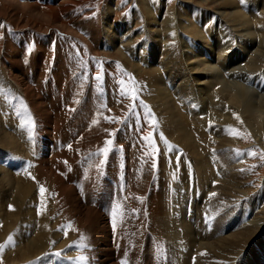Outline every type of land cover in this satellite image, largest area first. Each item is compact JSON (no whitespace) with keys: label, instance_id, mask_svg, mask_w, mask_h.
Wrapping results in <instances>:
<instances>
[{"label":"rangeland","instance_id":"obj_1","mask_svg":"<svg viewBox=\"0 0 264 264\" xmlns=\"http://www.w3.org/2000/svg\"><path fill=\"white\" fill-rule=\"evenodd\" d=\"M14 1L17 7L8 4L9 0H0V24L4 25L0 27V123L6 128L7 118L10 116L23 118L27 115V110H23V107L27 109L26 102L9 82V68L19 76L22 83L36 90L33 91L34 94L43 102L52 121L46 125V129L37 133L31 130L32 124L28 121L26 126L29 131L22 137L25 144L21 152H16L17 156L10 158L9 152L12 149L5 152V148L0 145V164L4 159L2 167L5 166L6 180L9 182L6 185L9 190L7 194L13 196L12 186L22 179L31 181L37 194L36 201L31 196L32 200L27 202L31 207L24 205L25 208H21L23 211L20 210L19 213L12 205L4 204L5 201L0 203V245H4L0 248V264H90L93 258L96 261L105 258L103 250V256L98 253V249L105 246L102 245L106 243L105 238H110L111 244V254L107 256L112 255L117 264H145L147 259V263L155 264L156 252L160 246H152V239L159 236V229L166 231L167 227L177 225L178 232L173 227V231L167 229L166 232L167 237L173 238L171 241L174 240L173 244L177 246L169 244L166 236H161L164 243L162 249L170 258L169 263L166 259V264H180L178 257L182 264H200L197 262L205 241L217 243L222 237H232V233L238 234L251 220L262 227L259 232L264 230V213H258L264 207V142L259 144L253 136L254 132L261 131L264 134L260 121L252 117L253 119L246 121L245 126H241L236 117L234 124L224 125L234 135L229 141H226L228 137L223 141L219 137H212L214 144L206 142L207 146L201 153L208 164L205 162L200 165H208L213 174L209 180L203 181L201 175L196 173L197 157L189 154L179 141L172 139L174 134L168 133L167 111L159 104L150 77L146 74L148 69L154 68L165 92L170 94L178 91V97L173 100L175 107L180 105L189 115L194 112L198 114L201 104L191 94L190 88L188 91L186 82L180 85L184 76L187 77L183 70L182 42L189 50L191 47L196 48L195 41L187 31L199 29L206 42L199 51L212 60L211 65L224 73L221 65L223 61L232 56L235 59L229 69L242 65L247 62L242 60L245 58L242 52L249 56L247 52L253 49V42L235 34L227 20L233 21L237 16L234 12L237 11L243 16V21L247 22V27H251L256 38L254 42L258 40L257 43L261 41L263 45L264 0H232V3L231 0L229 3H220V0H114L108 9L106 2L109 0H71L70 18L62 27L56 26L48 18L42 17L43 20L40 21L37 20L38 17L32 16L30 9L24 5L33 0ZM222 11L228 12L229 16L218 13ZM104 13L108 14V21H104ZM24 22L29 25L22 27ZM113 35L115 38H112ZM262 61L264 62L263 59ZM258 63L263 67H259ZM258 63L255 65L252 61L254 72L246 75L238 72L244 83L237 78L232 80L251 91L262 92L264 64L261 61ZM202 114L198 115L204 116ZM41 118L48 122L44 115ZM149 135L151 143L145 139ZM106 140H110L111 144L106 145ZM36 142L40 154L49 162V168L55 170L58 179L68 187V193H62L61 201L57 200V209L65 201L66 205H69L68 202L75 205L69 201L72 187L74 193L71 191V196H76L78 203L85 205L82 208L76 205L78 211L74 210L73 213L76 214H72L73 218H77L75 215L80 217L82 214L79 210L88 206L96 212H92L90 218L82 216L84 226L79 227V222H76L78 226H73L74 235L70 234L69 238L63 232L72 228V222H69L70 208L69 214L68 211L64 214L65 210L58 214L56 212L51 217L57 218L53 230H58L60 241L64 239L63 247L22 258L17 248L23 247L26 237L30 234L32 236L38 227L36 225L34 228L33 224L32 230L27 232L26 228L31 227L28 218L31 219L32 214L34 215L33 210L46 212L48 206L52 205L46 184L36 183L32 168L27 169L30 158L28 155ZM104 148L108 149L106 153L100 151ZM211 150H224L230 155L233 160L229 164L230 168L224 163L226 159L217 157L215 153L209 152ZM41 188L45 190L43 193ZM219 191L228 194V198L217 197ZM156 204L163 205L162 218L159 212L158 215L151 212ZM210 206L215 211L211 212ZM25 209L33 212L30 213L31 217L24 212ZM148 211L151 212V218ZM174 215L179 220L171 219L176 218ZM7 219L14 220L12 225ZM89 219L98 225H95L96 229L88 222L91 221ZM172 220L182 222V227L174 224L175 222L172 224ZM186 223L193 226L192 234L197 241L190 248L187 245L180 246L185 242L181 236ZM263 233H259L256 240L248 241L239 252H235L231 264H251L255 259H261L264 256ZM9 236L12 241L6 243ZM219 242V245H214L223 247L226 243ZM90 250L92 255L86 256L85 253ZM180 251L190 252L187 261L182 258L184 254L178 253ZM80 256L84 259L78 260ZM199 262L203 264L202 259ZM214 262L216 263L215 260L212 261Z\"/></svg>","mask_w":264,"mask_h":264},{"label":"bare ground","instance_id":"obj_2","mask_svg":"<svg viewBox=\"0 0 264 264\" xmlns=\"http://www.w3.org/2000/svg\"><path fill=\"white\" fill-rule=\"evenodd\" d=\"M75 1H77V0H75ZM113 2H114V0H109L108 2H106L107 3V5H106L107 9L110 6H112ZM221 2L229 3V0H220V3ZM232 2L233 1L231 0V3ZM8 4H10L12 6H16V3H15L14 0H9ZM8 4H6V5H8ZM71 4H72L71 0H33V2L32 1H28L26 3V5H24V6H25V8L30 9V11H31L30 13L32 14V16H34L36 18L38 17L37 20L39 19L41 21L42 17H45V18H48V20L50 22L52 21L53 24L55 23L56 26H61L62 27V26H65V24H67V22H68V20L70 18ZM19 6H21V5H19ZM22 7H23V5H22ZM42 7L44 9H42ZM228 8H230V7H228ZM237 9L235 8V10H237ZM19 11H21V10H19ZM19 11H18V13H21ZM18 13H17V15H18ZM218 13H221L225 17L229 16L228 12H225V11L218 12ZM234 13L237 16H236V18L233 21L226 19L228 22H230V26H232L233 32H235V34L239 35V37L241 36L243 39L246 37V39L248 38L249 41L253 42V44H252L253 45V49L251 51L247 52L249 56H247L243 52H242V55H244L245 58L242 59L239 56L242 60H244V62L245 61H247V62L243 63L242 65H238V66H235V67H232V68L229 69V67H231L233 62H234L233 59H235V58H232V56H230L228 59L226 58L227 61H223L221 63V65L223 66V69H224V73L223 72H219V70H217V67L215 68V66L211 65L210 61H212V60H209L208 58L204 57L202 55V53L199 51L200 48L202 47V45L206 44L204 36H202V34L198 31L199 29L196 30V31H187L189 33V36H192L191 39H193L195 41V43H196V48L195 49H193L192 47H191L190 50L187 49L184 46V44H183L184 42H182V45H181V48H182L181 49V53H182V59H183L182 63H183V68H184L183 70H185L187 77L184 76V79H182V81L180 82V85L184 84L185 82L187 83V85H188L187 89L188 88L191 89L192 93L191 92L190 93L193 94L194 97H196V100L201 104V108L198 110V114L203 113L204 116H201V115L199 116L195 112L193 113V115H189V114L185 113L182 110L180 105L177 106V108H176L174 103H173V100H175L178 97V96H176V93L178 91L176 93L172 92L170 94L168 92H165L163 87H161V85L159 84L160 79H159V77H157V73H156L157 71L154 68H150L146 72V74L148 73L147 75H149V77H150V80H151L150 83L152 84L153 92H154L155 96L159 98V104L164 106L163 109L167 111V114H166L167 117L166 118H167V124H169L168 133L170 135L174 134L175 137L172 136L173 137L172 139H174L176 142L179 141L178 143L181 146H183L185 148V150L189 154L194 155V156L197 157L198 164H196V166H195L196 168L195 169H197L196 173L198 174V176L201 175V178L203 179V181H205L206 179L209 180L208 178L213 174V171H212V168L208 167V165H205V166L200 165L202 163L205 164V162H206V164H208V162H207L208 160L205 159V157L203 156L204 154H202V153L204 151H202V150L205 148V146H207L206 142L207 143L209 142L211 144V142L213 140L212 137H215V138L219 137L221 141L225 140L226 137H228V139L226 141H229L230 140L229 138L234 136V135L230 134V132H229V130L227 128H225L226 127V123L232 124L233 122L237 121L236 117H238V123H240L241 126H245L246 121L250 120V119H253L252 117H254V119H256V121L257 120L260 121V126L263 128V132H264V90L262 92H260V93L259 92L256 93L254 91L249 90L243 84L237 82L236 80H232V78H237V79H240L241 81H243V83H244L243 77H241V75L238 74V72H242L245 75L247 73H249V72H254L253 71L254 66L252 64V61L255 62V65H257V63L260 62V61L264 64V62L262 61V59L264 60V44L262 45L261 41H260V43H257L258 40H257V42H254V41H256L255 40L256 38H254L255 35L251 31V27H247V22L245 23L243 21V16L242 15H240L237 11H235ZM231 17L232 16H230L229 19H231ZM16 19H17V17H16ZM104 19H105L104 21H106V20L108 21L109 20V16H108L107 13L106 14L104 13ZM248 20L249 19H247V21ZM27 25H29V23L28 22H24V25L22 27H25ZM248 26H249V24H248ZM184 30L186 31L185 27H184ZM112 38H115V35H113ZM262 39H264V38H262ZM111 42H113V41H111ZM161 44H162V42H161ZM242 49L244 50V48H242ZM222 50H223V48H222ZM218 53H220V52H218ZM144 58H146V57H144ZM146 60H147V58H146ZM173 65H174V63H173ZM258 65H259V63H258ZM260 65H262V64L260 63ZM260 65H259V67H260ZM262 67H263V65H262ZM255 68L257 69L258 67L256 66ZM171 71H172V69L170 70V72ZM260 71H262V70H260ZM7 73L9 75V76L7 75L8 78H9V82H11L12 86H14L17 91H19V94L22 96L23 101L26 102V105H27V109H24V107L22 106L23 110H27V115L25 117H23V118L22 117H20V118H17V117L15 118L14 117V118H12V116H10L9 118H7V124H6L7 126L4 124L6 126V128H4L2 123H0V145L5 148V150H4L5 152L9 148L12 149L11 150L12 152H9V153H11L9 155V157L11 158V156H17V153L22 151V146L25 144L24 143L25 141H22V137L24 136L25 132L29 131V128L26 126V123L28 121L30 122V124H32L31 130L34 133H37V132H39V130L43 131L44 129H46V127H47L46 125H48V123L51 122L52 120L50 119L49 113L46 111L47 109L44 108V106L42 104L43 102L41 103L38 100L39 98H37L38 95L34 94L33 91L35 89L32 90L31 87H29V86L25 85L24 83H22V80L19 78V76L17 74H15V73H12V69L11 68H9L7 70ZM222 76H224L225 78H222ZM2 80H4V79H2ZM156 82H158V84ZM172 82H173V84L175 83L174 82V78H173ZM188 91H189V89H188ZM255 95L257 96V98H254ZM181 103H183V102H181ZM80 107H82V106H80ZM43 115L48 119V122H46L45 120H43L41 118V116H43ZM239 119H242V120H239ZM254 124H256V123H254ZM224 125H225V127H224ZM7 128L9 130H6ZM250 128L252 130L251 126H250ZM205 129L208 132H206ZM6 131H8V132H6ZM253 131H254V129H253ZM260 132H254L253 136L255 137V139L258 141L259 144H261V143L263 144V142H264V134H261ZM208 138H209V140H208ZM255 139H254V141H255ZM217 140L218 139H216V141ZM40 141H42V140H40ZM37 142H38V140H37ZM37 142L34 143L33 146H31V153H29L30 155H28V156H30V158L27 161V163H28L27 164V166H28L27 169L32 168V170H31L32 176L34 177L36 183L38 181V183H40V184L41 183L43 185L46 184L47 189L50 191V193H48V194H50L49 196H51L50 200L52 202L51 203L52 205H49L48 208L46 207L47 208L46 212H42L41 210L36 211V209L34 207L35 210H33L34 215L32 214V217L30 216V213L32 212V211L30 212V209L28 211H26V209L24 210V212L26 214L29 213L28 217H31V219L28 218L29 223L28 222L27 223L29 225H31V227L30 228L28 227L30 230L28 228H26L27 232L32 230V225L33 224H34L33 225L34 228H36V225H38V227L36 228L34 233H32L33 234L32 236L30 234V236L26 237L25 242L23 244V247L19 246L17 248L19 250L20 255H21L22 258L23 257H27L30 254L31 255L40 254L41 252L47 251L49 249L54 251V250H57V249H60L61 247H63L64 239L62 241H60V237L61 236L57 232L58 230L57 229H56L57 231L53 230V226H54V223H56V221H57L56 219L57 218L51 219V217L56 212L58 214L59 211L62 212V210L63 211L65 210V212H64V214H65L68 211V208H70L71 219L69 220V222H72V228L65 229V232H63V234L67 235V238L70 237V234L74 235V234H72V232L75 231L73 226H76V222H79V227L80 226H84L83 223L81 222V219H82L81 217L82 216L85 215L88 218H90L92 212H96V210L91 208L90 206H88V208L85 207L86 209L83 208L81 211L79 210V213L81 212V214H82L80 217L78 215L77 216L75 215V217H77L75 219H78V217H79V219L75 221V219L73 218L74 216H72V214H76V213H73L74 210H75V212L78 211V209L75 208L76 205L78 207L80 206L81 208L84 207L85 205L83 206V205H81V203L79 204L78 203L79 200H78V198H76V196H75V198H74L73 195L71 196V193L73 192L72 187H70V190L72 192L69 191L70 192V198H71V199L69 198L70 199L69 201H71V203L73 202L75 205L70 204L69 202L67 203L69 205H66V201L64 199L62 201H65V203H64L65 205L64 204L60 205V206H58V209L60 208V210L57 209V205H58L57 200L61 201L62 193L65 194L68 191V187L63 183L62 180L58 179L59 176L56 175L57 172L55 173V170L53 171L51 168H49L50 164H49V162L46 159H44L45 157L40 154V148H39V145L37 144ZM215 143H217V142H215ZM212 144H214V142H212ZM201 151H202V153H201ZM209 152L215 153L217 155V157H221L222 159H226L227 161L224 162V163H225V165H228V167H229V164L233 161L232 158L230 157V155L225 153L224 150H219V151H215V152L211 150ZM25 159H26V157H25ZM218 161H220V159ZM2 162H1L2 164H0V203L5 201L4 204H6L7 206L8 205H12L14 209H18V213L20 212V210L23 211V209H21V208H23V207L25 208V206L27 208H30L31 205L29 206L27 204V202L30 203V201L32 200L31 196L34 197V199H33L34 201H36V198H37L36 191L33 188L34 187L33 183L31 181L26 180V179L18 180V181H16V184L12 186L14 195L12 196V194H7L9 190L6 187V185L8 186L7 183H9V182H8V180H6L7 174H6V170L4 168L5 166L2 167L5 164L4 159H3ZM218 171H219V169H218ZM11 177H12V175H11ZM9 181H10V179H9ZM201 182H202V180H201ZM10 183H12V182L10 181ZM159 188H160V186H159ZM2 189L3 190L5 189V190L2 191ZM33 194H35V195H33ZM7 195L9 196L8 199H7V197H8ZM221 196L228 198V194H226L224 192L220 193V191H219V195L217 197H221ZM154 197H155V195H154ZM3 198H5L6 200H4ZM39 198H40V196H39ZM219 201H220V198H219ZM60 203H62V202H60ZM210 204H211V202H210ZM211 206L209 207V210L211 212L215 211V209H211ZM61 207L65 208V209H61ZM162 207H163V205L161 206V205L156 204L155 207H152V208L150 207L152 210H154V211H151V212H154L156 214L159 212L158 214H160V216L162 218V212H164ZM213 207H214V205H213ZM145 209H146V207H145ZM204 209H205V207H204ZM148 212H149V214L151 213L150 211H148ZM11 213H12V211H11ZM15 213H17V212H15ZM67 213L69 214V211ZM258 213H264V207H261V209L258 210ZM8 214H10V213H8ZM14 214H13V216H14ZM214 214H217V213L215 212ZM174 216H176V215H174ZM178 216H179V214H178ZM181 216H182V214H181ZM10 217H11V215H10ZM55 217H56V215H55ZM67 217H69V216H67ZM94 217H95V220H96V216H94ZM151 217H152V215L149 218H151ZM156 217H159V216H156ZM179 217L176 216V218H171V219H177L178 218V220H179ZM164 219H166V218L164 217ZM28 220H26V221H28ZM85 220H86V218H85ZM89 220H91V221H88V222H90L91 225H94V229H96L95 228L96 224H94V221L92 219H89ZM184 220H185V218H184ZM6 221H8V223L10 225H12L14 220L13 219H7ZM152 222H154V221H152ZM171 222H172V224H173V222H175L174 224L177 223V224H179V226H181V223H182V222L180 223V222H176V221H173V220ZM185 222H187V221L185 220ZM165 223L167 225V222H165ZM104 224H106V223H104ZM186 224H187V226L185 224L183 226V230L185 228L186 229L184 230V233L181 236V239L184 238L185 242L183 244L181 243L180 246H184V245L186 246L187 245V247L189 246V248H190L192 245H195L194 242H197V241L195 239L194 234H192L193 226L190 223H186ZM258 224L256 223V221L251 220L250 223H248V225L246 224L247 227H244V229H241V231L239 230L240 232L238 231L239 232L238 234H233L232 233L231 234L232 237H228V236L227 237H222L223 239H221V241L219 240L220 242L219 241L218 242L219 243H221L222 241H223V243L226 242L224 244L221 243V244H223V247H221V246L216 247V246L219 245L218 242L216 243L214 241L213 242L205 241L203 243V245L201 246V248H203V249L200 250V252L203 255L201 254L200 255L201 257L199 259L203 260V262H202L203 264H214L215 262L212 263V261H214V260L216 261L215 264H217V263H220V264H224V263L228 264L229 263V264H231V261H233V259H234V258H232L234 256L233 254L235 252L236 253L239 252L240 249L248 243V241L256 240L255 238L257 237V235L259 233H261V232H264V230L263 231L261 230V232H259L260 228L262 229V227H260ZM156 225H158V224H156ZM170 225H171V223H170ZM77 226H76V228H77ZM97 226L98 225H96V227ZM177 226H174V227L172 226V227L174 229H176ZM199 226H201V225H199ZM216 226H218L217 223H216ZM156 227H158V226H156ZM172 227L171 226L167 227L166 231L159 229L158 230V232H159L158 234H159L160 237L156 236V238H153L152 241H151L152 246H156V245L160 246L159 250L156 252L155 264H164V263L166 264V262H165L166 259H167L168 263L170 261V258L167 256V254L162 249V245L164 243H163V241L161 239V236H166V238H168L167 235H166L167 229H168V231L171 232V231H173ZM158 228H160V227H158ZM216 230H217V228H216ZM23 231H25V230H23ZM176 231L178 232L177 229H176ZM76 232H78V231H76ZM18 234H19V231H18ZM231 235H229V236H231ZM1 237H3V236H1ZM171 239H173V238L169 237L168 240H166V241H168V243L171 244V245H175V244H173L174 240L171 241ZM67 240H65V241H67ZM105 240H106V243L102 244V245H105V246H103L102 248L98 249V253L100 252L102 254V250L105 252V258H102V260L100 259V260H97V261H96V259L93 258V260L91 259V263L90 264H117V262L113 259L112 255H108L107 256V254H111V251H109V247H110L111 244H110V238H107V239L105 238ZM117 240H119V239H117ZM257 241H259L258 243H262V241L260 242V240H257ZM201 242H202V240H201ZM201 242L199 241V243H201ZM94 243H96L98 245L97 241H94ZM214 243H216L218 245H214ZM166 246H167V244H166ZM175 246H177V245H175ZM253 249H254V247H253ZM253 249H251L250 252H252ZM110 250H111V248H110ZM64 251H68V250H64ZM74 251H76V250H74ZM74 251H71L70 253H72L75 256L76 253H74ZM106 251H108V252H106ZM250 252H249L248 256L250 255ZM82 253H84V252H82ZM178 253L184 254L182 256L184 261L188 260V257H189L188 254H190V252L183 253L182 251H180ZM85 254H86V256L87 255L90 256L91 250H90V252L88 251V253H85ZM205 255H208V256H205ZM82 256H84V255L82 254ZM102 256H103V254H102ZM207 258H209L211 260V262H209ZM199 259H198L197 263L201 264V262H199ZM147 260H146L145 264H149V263H147ZM177 260H178V263L182 264L181 258L178 257ZM75 261H77V260H75ZM65 263L67 264V262H65ZM76 264H78V262H76ZM251 264H264V256H261V259H255L254 262H252Z\"/></svg>","mask_w":264,"mask_h":264},{"label":"snow or ice","instance_id":"obj_3","mask_svg":"<svg viewBox=\"0 0 264 264\" xmlns=\"http://www.w3.org/2000/svg\"><path fill=\"white\" fill-rule=\"evenodd\" d=\"M241 2H243V0H241ZM0 27H4V25L3 24H0ZM98 79H99V76L97 77ZM134 99H135V97H134ZM145 139H147V140H149V143H151V137H150V135H149V137H145ZM105 144L106 145H108V144H111V141L110 140H106L105 141ZM100 151H102V152H107L108 151V149L107 148H104V149H101ZM262 158H264V157H262ZM103 163V162H102ZM45 190L43 189V188H41V193H43ZM212 195H215V193H213ZM10 208H11V206H9ZM12 241V237L11 236H9L8 237V241L6 242V243H10ZM4 245H0V248H2ZM57 255H59V253H57ZM84 259V257H79L78 258V260H83Z\"/></svg>","mask_w":264,"mask_h":264}]
</instances>
